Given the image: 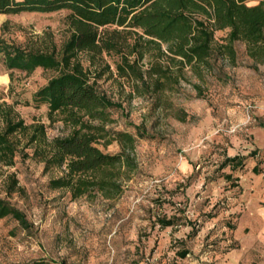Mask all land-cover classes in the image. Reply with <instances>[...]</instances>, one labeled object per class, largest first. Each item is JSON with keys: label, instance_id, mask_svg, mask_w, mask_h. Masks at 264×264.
I'll use <instances>...</instances> for the list:
<instances>
[{"label": "rangeland", "instance_id": "374dc122", "mask_svg": "<svg viewBox=\"0 0 264 264\" xmlns=\"http://www.w3.org/2000/svg\"><path fill=\"white\" fill-rule=\"evenodd\" d=\"M67 13L0 15V36L58 51L69 35ZM226 34L216 31L215 41ZM234 49V60L218 55L200 79L188 73L176 91L157 96L128 97L126 83L108 73L98 80L121 104L110 127L146 134L136 142V172L118 198L71 200L67 190L47 188L57 172L43 173L31 158L1 167L0 198L24 213L29 228L0 219V264H264V62L249 58L240 42ZM104 60L114 72L116 58ZM55 74L14 71L10 81L0 57V102H19L24 122L42 123L48 139L69 128L49 120L46 106L35 107L31 97ZM100 149L113 154L120 147ZM232 156L245 158L242 169L221 167ZM10 175L16 190L8 194ZM166 220L174 224L161 227Z\"/></svg>", "mask_w": 264, "mask_h": 264}, {"label": "trees", "instance_id": "16d2710c", "mask_svg": "<svg viewBox=\"0 0 264 264\" xmlns=\"http://www.w3.org/2000/svg\"><path fill=\"white\" fill-rule=\"evenodd\" d=\"M58 10L68 12L69 29L58 51L54 46L16 45L0 36V57L10 81L14 71L30 74L40 68L56 73L32 94L31 102L45 105L49 120H59L69 132L48 139L42 123L24 122L16 110L19 102L1 101L0 168L14 167L17 158L36 160L43 173L57 172L47 188L67 190L71 200L118 198L137 169L136 142L146 137L139 127L135 134L110 127L112 111L121 104L101 90L98 80L104 73L123 80L128 97L157 96L176 91L188 73L200 79L218 55L234 60L236 42L244 44L249 58L264 62V0H0V15ZM222 30H227L224 42L217 43L214 33ZM106 56L116 58L114 72ZM98 65L105 70L97 71ZM113 142L118 152L100 149ZM244 160L225 157L221 167L235 172ZM251 171L260 173L256 166ZM223 177L228 181L231 174ZM9 178L8 194L16 190L15 178ZM1 218L29 228L24 213L3 198ZM173 224L160 222L161 227Z\"/></svg>", "mask_w": 264, "mask_h": 264}]
</instances>
